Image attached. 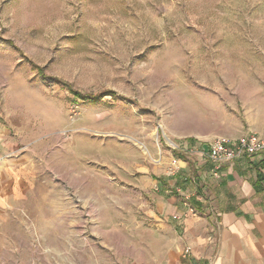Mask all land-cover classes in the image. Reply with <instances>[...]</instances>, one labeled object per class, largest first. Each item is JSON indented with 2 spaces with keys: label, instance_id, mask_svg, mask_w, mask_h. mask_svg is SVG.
<instances>
[{
  "label": "rangeland",
  "instance_id": "obj_1",
  "mask_svg": "<svg viewBox=\"0 0 264 264\" xmlns=\"http://www.w3.org/2000/svg\"><path fill=\"white\" fill-rule=\"evenodd\" d=\"M250 131L264 0H0V264H160L154 184Z\"/></svg>",
  "mask_w": 264,
  "mask_h": 264
},
{
  "label": "crops",
  "instance_id": "obj_2",
  "mask_svg": "<svg viewBox=\"0 0 264 264\" xmlns=\"http://www.w3.org/2000/svg\"><path fill=\"white\" fill-rule=\"evenodd\" d=\"M204 149L202 161H182L174 185L154 184L155 220L169 238L160 264H264V152L216 170ZM6 186L0 178L1 205Z\"/></svg>",
  "mask_w": 264,
  "mask_h": 264
},
{
  "label": "built area",
  "instance_id": "obj_3",
  "mask_svg": "<svg viewBox=\"0 0 264 264\" xmlns=\"http://www.w3.org/2000/svg\"><path fill=\"white\" fill-rule=\"evenodd\" d=\"M262 152H264V138L256 131L241 135L232 144L221 139H215L209 143L208 149L202 150V154L213 163L216 170L238 157L255 156ZM191 210L194 212L193 208Z\"/></svg>",
  "mask_w": 264,
  "mask_h": 264
},
{
  "label": "trees",
  "instance_id": "obj_4",
  "mask_svg": "<svg viewBox=\"0 0 264 264\" xmlns=\"http://www.w3.org/2000/svg\"><path fill=\"white\" fill-rule=\"evenodd\" d=\"M37 68H38L39 72L42 75H44L45 77L52 78L53 80L55 79L53 76L46 74L43 67L37 66ZM59 82H62V84L70 90V92L73 95L74 100H81V101H86L89 99L97 100L103 96L102 94H98V95L85 94L81 91L73 89L72 85L67 83V82H63V81H59ZM107 92L108 93H105V94H110V95L116 94V92L114 90H110ZM187 141H188L189 147H191V148H193V147L199 148L197 146H201V147H204L205 149H208V147H209V145L203 144V143L201 144L200 142H198V140L196 138H193V137L187 138Z\"/></svg>",
  "mask_w": 264,
  "mask_h": 264
}]
</instances>
